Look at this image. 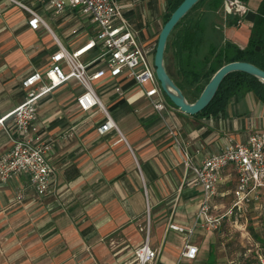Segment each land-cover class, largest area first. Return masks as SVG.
<instances>
[{"label":"crops","instance_id":"1","mask_svg":"<svg viewBox=\"0 0 264 264\" xmlns=\"http://www.w3.org/2000/svg\"><path fill=\"white\" fill-rule=\"evenodd\" d=\"M242 1L246 12L238 24L231 16L224 18L219 5L212 13L202 14L204 35L211 33L220 44L226 40L242 48L260 0ZM168 2L117 0L122 13L149 45L156 38ZM37 12L42 19L41 14L50 15L70 49L81 43V33L69 35L83 20L77 12L65 11L55 18L49 10ZM27 18L16 4L0 0V117L22 101L20 79L41 69L55 47L52 30L31 29ZM45 31L49 33L43 41ZM96 87L119 134L112 129L97 134L95 127L101 116L77 110L74 97L80 88L71 78L39 100V136L55 134L70 125L75 136L56 142L49 155L53 173L45 195L34 194L25 174L0 182V260L6 262L0 264H136L132 251L142 244L138 227L145 217L148 245L156 250L154 260L146 264L264 262L260 254H247L250 248H242L243 239L232 243L231 253H223L228 242L222 237L227 236L222 227L194 228L189 242L196 246L195 256L179 258L182 233L168 225L190 227L200 191L191 185L192 176L181 162L178 147L164 132V123L173 122L179 147L193 164H199L218 152L226 138L243 143L250 132L264 129V103L251 91L240 90L227 99L221 111L206 116L182 113L166 101L161 118L131 81L121 83L119 94L108 84ZM67 90L69 95H65ZM10 134L14 135L11 120L5 118L0 124V152L9 148ZM234 181L233 172L226 168L216 185L211 212L220 216L219 221L225 217L229 226L241 229L240 235L247 241L250 237L264 250V188L258 189V200L251 201L245 211H237L231 208ZM18 192L22 198L17 201L14 196ZM253 212L261 214L260 223H247L246 215ZM258 226L260 235L256 233ZM151 235L153 242L149 244Z\"/></svg>","mask_w":264,"mask_h":264},{"label":"built area","instance_id":"2","mask_svg":"<svg viewBox=\"0 0 264 264\" xmlns=\"http://www.w3.org/2000/svg\"><path fill=\"white\" fill-rule=\"evenodd\" d=\"M8 1L28 14L26 23L31 29L41 27L49 30L37 10H49L53 15L75 11L83 18L80 24L69 30L71 36L81 33L82 41L76 48L67 50L51 32L55 47L48 53L44 66L20 79L22 101L0 117L1 125L3 119L11 120L14 133L13 136L10 134L9 148L0 152V182L20 173L25 174L28 185L40 197L49 192L53 173L49 155L56 142L75 136L72 125L45 137L38 134L36 107L39 100L52 89L61 86L67 79H73L80 88L74 97L77 110L84 113L94 111L101 116V121L95 127L97 134L110 129L119 134L99 97L98 83L108 84L114 93L119 94L121 83L131 81L161 118L160 112L166 107V99L153 72V43L149 45L143 40L142 33L125 17L117 0ZM219 7L222 16H231L234 24H238L246 12L242 0H220ZM164 132L178 147L181 162L192 176L191 185L200 191L190 227L168 225V228L182 233L179 258L190 260L196 253V246L189 242L193 229L210 230L219 224L220 216L211 211L216 185L226 168L235 176L231 208L245 211L251 201L258 200V189L264 188V129L250 132L243 143L226 138L218 152L204 157L199 164H193L187 152L179 147L173 122L164 123ZM14 198L20 200L22 193L18 192ZM132 255L136 264L154 260L156 250L148 245V233L142 244L134 248ZM260 263L264 264L262 260Z\"/></svg>","mask_w":264,"mask_h":264},{"label":"trees","instance_id":"3","mask_svg":"<svg viewBox=\"0 0 264 264\" xmlns=\"http://www.w3.org/2000/svg\"><path fill=\"white\" fill-rule=\"evenodd\" d=\"M180 1L169 0L161 25ZM202 1H196L176 22L167 36L163 50V64L165 55L169 54L174 63L175 73L179 76V81L171 78L164 65L165 71L186 100L187 97L182 91V83L188 85L196 83L194 88L199 93L213 72L226 62L246 61L264 71V0H260L255 9L247 41L242 48L225 40L218 45L208 43L206 50L201 52V46L204 43L202 16L198 15L195 19H192L188 18V15ZM219 3L220 0H210L208 7L214 10ZM155 39H153V49ZM199 80H202V82L200 83ZM240 90L251 91L260 102L264 103V85L260 80L242 71H231L220 80L209 102L193 116H206L221 111L227 99ZM165 99L171 104L166 97Z\"/></svg>","mask_w":264,"mask_h":264},{"label":"water","instance_id":"4","mask_svg":"<svg viewBox=\"0 0 264 264\" xmlns=\"http://www.w3.org/2000/svg\"><path fill=\"white\" fill-rule=\"evenodd\" d=\"M198 0H181L170 12L167 19L160 26L152 53V66L154 76L162 94L180 112L193 115L200 111L212 98L220 80L231 71H242L260 80L264 85V71L246 61H230L219 66L208 81L204 84L197 97L188 102L180 89L173 83L165 71L163 64V50L170 30L176 22L191 8Z\"/></svg>","mask_w":264,"mask_h":264},{"label":"rangeland","instance_id":"5","mask_svg":"<svg viewBox=\"0 0 264 264\" xmlns=\"http://www.w3.org/2000/svg\"><path fill=\"white\" fill-rule=\"evenodd\" d=\"M210 2V0H203L201 2V4H199L194 10H192L189 15H188V18H192V19H195L198 15L199 16H202V14L204 13H212L213 10H211L209 7H208V3ZM220 4V3H219ZM217 8V7H216ZM215 8V9H216ZM201 13V15H200ZM41 16L43 17L44 21L46 22L47 26L52 30V32L56 35V37L59 39V41L62 43V45L67 49L69 50L70 49V45L68 44V41H66L65 39L62 38V36L60 35V32L59 30L55 27L52 19L50 18V15L47 14V13H43L41 14ZM58 15H54V18L57 17ZM203 17V16H202ZM201 24L206 27V23L203 21V23L201 22ZM159 30V29H158ZM46 32L48 31H45L41 34V38L43 41H46L44 40V38L47 36V34H45ZM158 32V31H157ZM49 33V32H48ZM211 33H208V32H205V35H204V43L203 45L201 46V52L205 51L206 50V47L208 45V43H213V44H220L219 43V40L216 36H213V35H209ZM48 39V38H46ZM153 52H151L152 54ZM152 56V55H151ZM164 65H165V68L167 69L169 75L171 76V78L175 81H179V76L176 75L175 73V67H174V63L171 59V57L169 56V54L165 55V58H164ZM199 82L201 83L202 80H199ZM196 83H193V84H186V83H182V91L185 95V97H187V100L188 101H193L195 99V97L198 95V92H196V89L194 88V85ZM98 90V88H97ZM65 95H69V91H65ZM104 103V102H103ZM229 216V215H228ZM231 217V216H229ZM235 217V215H234ZM246 218H247V223L248 222H252V221H256L258 223H260L262 221V217H261V214H257V213H251L249 215H246ZM239 219V218H238ZM236 219V220H238ZM229 220L226 219L225 221V217L223 218V222L222 221H219V224L216 226V228L214 229H210V230H218L222 227L223 228V232L227 233V236L226 235H223L222 237L223 238H226L227 242H228V247L224 249V251H222L223 253H231L232 252V249L231 247L233 246L232 243H237L243 239L242 242V248H250V251L247 252V254H253V255H257V254H260L262 257H264V250H263V247L260 246L259 243L257 242H253L251 240V238L249 237L248 241L245 239V237H243L244 235H240V232H242V230H238L236 229L234 226L232 225H228L227 222ZM232 224H234L232 222ZM258 227H256V233H258L259 235L262 233V230L258 229ZM138 229H140V231L142 232V236H143V239H144V236L146 235V233L149 232V227H148V220H147V217H145V220L143 222V224L140 225V228L138 227ZM3 232V231H2ZM230 236V237H229ZM229 237V238H228ZM239 239V240H237ZM153 242V237L152 235L150 236L149 238V244H152ZM250 244V245H249ZM241 246V245H240ZM5 247V246H3ZM2 247V248H3ZM1 249V247H0ZM252 250V251H251ZM4 263H6L5 261L3 260H0ZM53 264V263H52ZM180 264H194V262H180Z\"/></svg>","mask_w":264,"mask_h":264}]
</instances>
